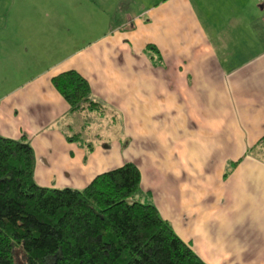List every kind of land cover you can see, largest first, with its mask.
Segmentation results:
<instances>
[{
  "label": "crops",
  "instance_id": "1",
  "mask_svg": "<svg viewBox=\"0 0 264 264\" xmlns=\"http://www.w3.org/2000/svg\"><path fill=\"white\" fill-rule=\"evenodd\" d=\"M71 68L101 111H69ZM0 135L45 186L133 160L205 261L264 264V0H0Z\"/></svg>",
  "mask_w": 264,
  "mask_h": 264
},
{
  "label": "trees",
  "instance_id": "2",
  "mask_svg": "<svg viewBox=\"0 0 264 264\" xmlns=\"http://www.w3.org/2000/svg\"><path fill=\"white\" fill-rule=\"evenodd\" d=\"M51 82L70 112L102 110L76 69ZM33 168L29 139L0 135V264H210L154 202L132 198L141 191L135 161L99 172L83 187L40 185Z\"/></svg>",
  "mask_w": 264,
  "mask_h": 264
},
{
  "label": "rangeland",
  "instance_id": "3",
  "mask_svg": "<svg viewBox=\"0 0 264 264\" xmlns=\"http://www.w3.org/2000/svg\"><path fill=\"white\" fill-rule=\"evenodd\" d=\"M104 117H100V116H97L96 115V118L94 119V121H97V122H104ZM264 141V140H263ZM260 158L264 159V151H262L259 155ZM125 162V161H124ZM133 199H138V200H141V201H148L149 198L143 194L141 191L139 192H136L133 196H132ZM19 256H20V253L19 251L16 252ZM21 258V257H20Z\"/></svg>",
  "mask_w": 264,
  "mask_h": 264
}]
</instances>
